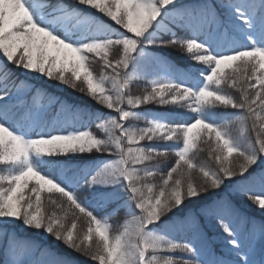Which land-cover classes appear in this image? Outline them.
<instances>
[{
  "label": "snow or ice",
  "instance_id": "obj_1",
  "mask_svg": "<svg viewBox=\"0 0 264 264\" xmlns=\"http://www.w3.org/2000/svg\"><path fill=\"white\" fill-rule=\"evenodd\" d=\"M0 56V264H76L21 229L91 264H264V216L238 207L264 214V0H0Z\"/></svg>",
  "mask_w": 264,
  "mask_h": 264
},
{
  "label": "trees",
  "instance_id": "obj_2",
  "mask_svg": "<svg viewBox=\"0 0 264 264\" xmlns=\"http://www.w3.org/2000/svg\"><path fill=\"white\" fill-rule=\"evenodd\" d=\"M164 54L167 56V58L170 61H172L178 67L183 66V58L180 54L179 49H167V50H164ZM110 58L113 60L119 58V54L116 52V50H113V53L111 54ZM2 59H3V57L0 56V60H2ZM95 60H97V58ZM91 68L96 75H100L104 71H110V70L104 68L103 63L100 60L99 61L92 60ZM13 71L16 72L17 75H20L21 77H23V73H21L18 69L14 68ZM151 79H152V77H148L147 79H145V78L134 79L129 84V88L127 91L132 95H143L146 90L150 89V80ZM35 82L38 84H43L46 88H48L49 91L53 92L54 94L61 96L62 98L67 100V102H69V103L78 104L81 107H84L89 111L96 107L94 102L92 100H90L88 97H86L85 95L81 94L78 91L58 87L57 83L54 81L53 82H45L43 80H36ZM228 91L230 94H233V95L237 94V93H235L234 90L228 89ZM170 107L171 106H156L153 104V105H142L137 110L138 111H148V110L157 111L158 110L161 112H165ZM183 111L184 110H181L180 113L176 114V118H182L183 117ZM221 111H223V109H221ZM227 115L229 116V118H232V111L229 110L227 112ZM133 123L135 124V127L145 126V121L143 119L133 120ZM238 130H239L238 127H236V126L233 127L234 133L238 132ZM92 131L95 132L97 135L101 134V133L97 132V129L95 126L92 127ZM155 146L158 148H163V147H166L167 145L157 143ZM201 148L203 150L197 153L196 161L198 163H204V162L211 163V160L208 156L207 146L201 145ZM174 160H175L174 155L170 154L167 161H165L161 165L162 171L166 172L168 167L172 163H174ZM76 163H80V162L77 161ZM194 179H196L198 181L199 180L198 175L194 174ZM154 180H155V182H159L160 176L157 175L154 178ZM45 207H46V211H48V212L58 211V210L54 209L51 205L46 204ZM238 207H239L241 212L247 213L248 215L255 216L257 218V220H259L262 216H264V214H262L258 209H256L247 200H244L241 203H239ZM125 218H126V210L123 208H121L115 215L110 217V223L112 224L114 231L121 225V223L124 221ZM71 222H72V219H71V216H69V219L67 221V226H70ZM77 224H78V230L79 231H83L87 227L86 221L84 220L83 217L80 218V220L77 222ZM207 230L208 229L205 228V231H207ZM20 234L22 236L33 237L34 239H36V241L39 244L46 246V247H50L53 251H55L61 255H67V256L71 257L76 262V264H91L90 261H86L85 258L80 256L78 253L71 252L70 250L66 249L62 244H60L59 242L53 240L52 238H50L46 235L33 234L30 231L25 232L23 229L20 230ZM177 256H179V253H177ZM4 259H5L4 252L2 249H0V261H3Z\"/></svg>",
  "mask_w": 264,
  "mask_h": 264
},
{
  "label": "rangeland",
  "instance_id": "obj_3",
  "mask_svg": "<svg viewBox=\"0 0 264 264\" xmlns=\"http://www.w3.org/2000/svg\"><path fill=\"white\" fill-rule=\"evenodd\" d=\"M96 58H94L93 60L94 61H99V59L97 58V60H95ZM152 79H153V77H152ZM128 126H133V127H135V124L133 123V121H131V123H130V125H128Z\"/></svg>",
  "mask_w": 264,
  "mask_h": 264
}]
</instances>
